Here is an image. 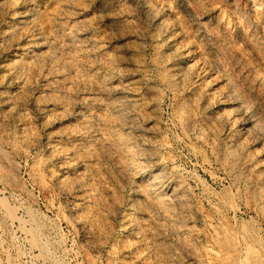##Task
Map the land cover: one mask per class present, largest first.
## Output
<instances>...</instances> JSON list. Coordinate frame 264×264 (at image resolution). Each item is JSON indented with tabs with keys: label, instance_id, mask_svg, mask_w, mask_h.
Segmentation results:
<instances>
[{
	"label": "rangeland",
	"instance_id": "1",
	"mask_svg": "<svg viewBox=\"0 0 264 264\" xmlns=\"http://www.w3.org/2000/svg\"><path fill=\"white\" fill-rule=\"evenodd\" d=\"M0 164L59 264H264V0H0Z\"/></svg>",
	"mask_w": 264,
	"mask_h": 264
},
{
	"label": "bare ground",
	"instance_id": "2",
	"mask_svg": "<svg viewBox=\"0 0 264 264\" xmlns=\"http://www.w3.org/2000/svg\"><path fill=\"white\" fill-rule=\"evenodd\" d=\"M259 102V101H258ZM1 165V164H0ZM5 176V174L2 172V168H1V166H0V179H4L5 180V178H3ZM74 184V183H73ZM83 187L79 184V182L77 181L76 182V184H75V186H74V189H78V191L79 190H81ZM19 203V202H18ZM0 204H2L1 202H0ZM19 205H21V204H19ZM18 205V206H19ZM5 206V205H4ZM4 206H2V208L4 207ZM17 206V207H18ZM6 207V206H5ZM16 207V208H17ZM24 207V206H23ZM20 208H22L21 206H20ZM19 208V209H20ZM27 210V209H26ZM21 211V210H20ZM24 213H25V211H24ZM27 213H28V210H27ZM25 215V214H24ZM25 218V217H24ZM6 220H8V221H10L11 222V224H13L17 229H19V230H22L23 232H24V235H23V238L22 237H20V238H22V240L21 241H23V243L24 244H26L27 246H28V248L30 247V248H34V249H39V251H37V252H41V253H44L45 255H42L43 256V260H44V262L46 263V264H59V262H58V259H56V257H55V255L54 254H51V252L50 251H48L47 250V248H45L46 247V244H47V241H46V239H44V236H43V232L41 231V228H42V226H39V221H37L36 220V217L34 216V215H32L31 213L30 214H28V216L26 217V219H22V218H20V216L18 217V218H16L15 216H14V214H13V212L12 211H10V210H7V212L6 211H4V212H2V211H0V221L2 222V224H4V226H5V221ZM9 222V223H10ZM13 222V223H12ZM7 225V224H6ZM10 226H12V225H10ZM6 227V226H5ZM16 229V230H17ZM12 230V229H11ZM3 232V231H2ZM12 234H13V232H12ZM23 234V233H22ZM46 236L47 235H45V238H46ZM17 238V237H16ZM2 239V238H1ZM11 240H9V242H11V243H13V242H15V237H12V238H10ZM44 239V240H43ZM3 240V239H2ZM7 241V240H6ZM158 243V242H157ZM9 245V244H8ZM23 247V246H22ZM52 247V246H51ZM4 248H6V246L4 247ZM44 248L46 249V250H44ZM53 248V247H52ZM11 249V248H10ZM7 250V249H6ZM5 249H4V251H6ZM16 250V249H15ZM29 251V250H28ZM35 251V250H34ZM30 253H31V251H29ZM33 252V251H32ZM54 253V252H53ZM1 254V253H0ZM6 255H7V253H6ZM5 255V256H6ZM34 256V255H33ZM41 256V255H40ZM10 257V256H9ZM22 257V256H21ZM29 257H32V256H29ZM15 258L16 257H14V260H15ZM39 258V257H38ZM7 259H9L8 257H7ZM12 259V258H11ZM36 259V258H35ZM40 259V258H39ZM42 259V258H41ZM40 259V260H41ZM21 260V259H20ZM10 261V260H9ZM31 261V260H30ZM22 263V262H21ZM30 263V262H29ZM2 264V263H1ZM12 264V263H11ZM16 264V263H15ZM33 264V263H32ZM35 264H37V263H35ZM42 264H43V261H42Z\"/></svg>",
	"mask_w": 264,
	"mask_h": 264
}]
</instances>
